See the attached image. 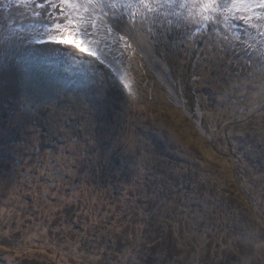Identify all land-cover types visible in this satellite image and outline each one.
I'll return each mask as SVG.
<instances>
[{"label": "rangeland", "instance_id": "374dc122", "mask_svg": "<svg viewBox=\"0 0 264 264\" xmlns=\"http://www.w3.org/2000/svg\"><path fill=\"white\" fill-rule=\"evenodd\" d=\"M33 10L0 0V36L29 37ZM252 23L137 20L110 47L98 30L90 47L130 90L71 47L0 67V264H264V17Z\"/></svg>", "mask_w": 264, "mask_h": 264}, {"label": "snow or ice", "instance_id": "6c2138e0", "mask_svg": "<svg viewBox=\"0 0 264 264\" xmlns=\"http://www.w3.org/2000/svg\"><path fill=\"white\" fill-rule=\"evenodd\" d=\"M27 7L33 6L34 18L29 26V37L19 36L17 30L0 36V67L5 64H23L39 55H51L62 49L51 45L71 47L81 54L92 58L91 72L103 79H119L125 89L130 86L124 77L108 62L107 54L90 45H96L93 39L102 29L107 38L106 46L117 45L125 41L121 32L134 26L140 20L150 25L164 27L171 25L173 19L191 18L201 26L209 24L231 28L233 20H242L250 27L259 28L252 23L253 17H264V0H18ZM188 10V16L182 17L180 10ZM135 10V11H133ZM251 12L242 16L238 13ZM131 22V24L129 23ZM151 31V27L148 29ZM264 35V33H261ZM43 45L44 47H33ZM130 47V45H127ZM75 59V57H73ZM103 66V67H101Z\"/></svg>", "mask_w": 264, "mask_h": 264}, {"label": "trees", "instance_id": "16d2710c", "mask_svg": "<svg viewBox=\"0 0 264 264\" xmlns=\"http://www.w3.org/2000/svg\"><path fill=\"white\" fill-rule=\"evenodd\" d=\"M193 58H194V56H192ZM146 73V75H147V77L149 78V79H152L154 82H155V80L150 76L151 74L147 71V72H145ZM197 90L195 89V88H191L190 90H189V96L186 98L187 100H188V103L190 104L189 106H188V110L190 111V112H192L193 113V111H194V107L196 106V103H197ZM255 135H258V134H255ZM228 146H229V151L231 152V153H235V156H236V151H240V149H241V146H238V147H236V149H235V152H234V148H232L233 146H234V144L233 143H231V141H229V143H228ZM231 147V148H230ZM157 154H158V152H157ZM241 154V153H240ZM247 155V154H246ZM244 156L245 158L247 157L248 158V156ZM241 156H243L242 154H241ZM116 158H117V156H116ZM249 159V158H248ZM223 192H222V195L224 196L225 194H226V189H223L222 190ZM229 198H233V196H231V195H229L228 196ZM120 243V242H119Z\"/></svg>", "mask_w": 264, "mask_h": 264}]
</instances>
